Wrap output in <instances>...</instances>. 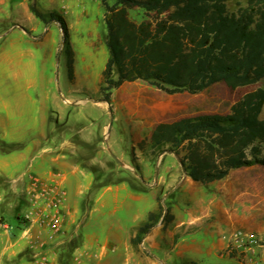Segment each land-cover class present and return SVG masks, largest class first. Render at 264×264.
<instances>
[{
  "label": "rangeland",
  "instance_id": "374dc122",
  "mask_svg": "<svg viewBox=\"0 0 264 264\" xmlns=\"http://www.w3.org/2000/svg\"><path fill=\"white\" fill-rule=\"evenodd\" d=\"M23 1L26 5L24 14L22 0H9L7 4L0 5L3 10L12 7L11 18L3 22L4 30L13 26L34 29L40 26L42 33L45 26L50 28L42 38V44L34 49L37 55L36 72L47 74L55 85L58 80L59 89L65 97L69 96V90L74 93L75 100H80L77 103L88 100L85 102L88 118L84 125L87 132L101 138L108 159L105 168L94 171V189L128 182L135 190L147 194L145 205L148 209L155 204L154 211L158 210L159 204L165 209H172L174 221L165 227L160 220L145 236L147 241L143 240L135 248L140 261L144 264H150L151 261L155 264H183L188 261H196L197 264H239V251L231 245L233 232L241 229L264 236V166L234 170L224 180L203 185L194 182L183 171L181 158L184 153L177 156L167 151V147L163 148L164 151L153 149L150 137L153 128L159 123L205 115H226L231 113L232 106L237 103L255 113L256 102L251 94L264 90V79L238 89L220 83L199 94L183 92L175 95L139 80L114 90L112 103L108 104L98 94L109 58L106 11L102 0ZM226 3L230 12L247 6V0H226ZM31 4L45 14L57 13L66 20L76 53L75 82L68 79L60 24L56 21L44 23L38 19L30 9ZM130 16L141 22L144 12L132 10ZM17 34L16 31L12 36L17 37ZM98 105L106 106V117L95 107ZM260 118L264 119V108ZM105 119L106 135L100 125ZM123 155L125 157L120 159L119 156ZM106 200L107 207L93 213L88 211L80 217L81 231L75 240V247L83 242L85 236L97 233L102 220L115 221L127 217V209L115 203L111 193ZM139 206L142 209L145 207ZM85 212L86 209H83ZM0 220L6 224L5 219ZM212 245L219 248L218 253L224 259L206 258V251ZM261 245L260 252L253 256L254 262L258 264H264V241H261ZM63 260L69 263L71 256L65 255Z\"/></svg>",
  "mask_w": 264,
  "mask_h": 264
},
{
  "label": "trees",
  "instance_id": "16d2710c",
  "mask_svg": "<svg viewBox=\"0 0 264 264\" xmlns=\"http://www.w3.org/2000/svg\"><path fill=\"white\" fill-rule=\"evenodd\" d=\"M102 5L109 58L98 94L108 104L114 90L139 80L175 95L199 94L220 83L238 89L264 79V0H247L236 12L229 11L226 0H102ZM30 9L44 23L60 24L68 77L75 82L76 53L66 20L34 4ZM136 9L144 12L141 22L130 16ZM251 98L255 113L237 103L226 115L159 123L151 147L184 153L183 171L203 185L224 180L234 170L264 166V90ZM174 219L171 207L159 204L138 227L132 245L139 247L160 220L167 227ZM74 248L75 240L61 247L62 263Z\"/></svg>",
  "mask_w": 264,
  "mask_h": 264
},
{
  "label": "crops",
  "instance_id": "0c3cea01",
  "mask_svg": "<svg viewBox=\"0 0 264 264\" xmlns=\"http://www.w3.org/2000/svg\"><path fill=\"white\" fill-rule=\"evenodd\" d=\"M8 1L0 0V5ZM25 6L22 0L23 14ZM11 8L0 9V219L8 225L7 229L0 226V264L28 262L33 257L28 240L21 237L18 217L30 208L28 192L34 177L56 183L67 193L66 234L62 239L66 243L77 239L82 215L107 207L110 193L115 203L127 209L125 219L102 220L99 231L85 236L74 248L70 262L79 254L91 264H144L132 239L156 204L148 209L147 194L128 182L94 189V171L105 168L108 159L101 138L87 132L84 125L88 100L77 103L80 100H75L69 90L65 97L58 80L55 85L47 74L36 72L34 49L50 28L45 26L42 33L40 26L4 30L3 22L11 18ZM16 31L19 34L13 37ZM95 107L106 117L105 105ZM100 125L106 135V119ZM218 249L208 247L206 258L224 259Z\"/></svg>",
  "mask_w": 264,
  "mask_h": 264
},
{
  "label": "built area",
  "instance_id": "2783aa9c",
  "mask_svg": "<svg viewBox=\"0 0 264 264\" xmlns=\"http://www.w3.org/2000/svg\"><path fill=\"white\" fill-rule=\"evenodd\" d=\"M30 208L18 219L21 237L28 240L33 257L28 262L13 264H91L82 255L76 254L69 263L61 261V247L66 243L67 193L56 183L40 177L31 180L28 192ZM0 226L8 228L7 224ZM37 230V231H36ZM264 236L244 230H236L231 236L232 247L239 251V264H258L253 256L260 252ZM98 258L97 255H94Z\"/></svg>",
  "mask_w": 264,
  "mask_h": 264
},
{
  "label": "water",
  "instance_id": "95a60500",
  "mask_svg": "<svg viewBox=\"0 0 264 264\" xmlns=\"http://www.w3.org/2000/svg\"><path fill=\"white\" fill-rule=\"evenodd\" d=\"M113 157H114L118 162H120V160H119L116 156L113 155Z\"/></svg>",
  "mask_w": 264,
  "mask_h": 264
}]
</instances>
